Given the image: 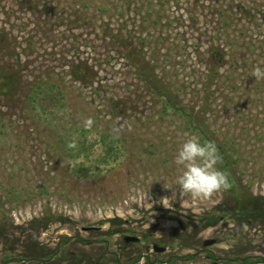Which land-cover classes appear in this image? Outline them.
I'll return each instance as SVG.
<instances>
[{"label":"rangeland","instance_id":"374dc122","mask_svg":"<svg viewBox=\"0 0 264 264\" xmlns=\"http://www.w3.org/2000/svg\"><path fill=\"white\" fill-rule=\"evenodd\" d=\"M257 66L264 0H0V264H264ZM191 135L230 190L180 191Z\"/></svg>","mask_w":264,"mask_h":264},{"label":"clouds","instance_id":"9594fccd","mask_svg":"<svg viewBox=\"0 0 264 264\" xmlns=\"http://www.w3.org/2000/svg\"><path fill=\"white\" fill-rule=\"evenodd\" d=\"M252 76L257 80H264V67L257 66L252 72ZM92 118L83 120L85 129H91L94 125ZM77 147L75 140L67 144V148ZM174 163L183 167V172L178 176L176 184L184 194H189L198 199H209L220 191H228L232 184L229 174L217 167L223 163V158L215 142H201L196 135H191L183 142ZM168 197H164L161 203L167 206Z\"/></svg>","mask_w":264,"mask_h":264},{"label":"water","instance_id":"95a60500","mask_svg":"<svg viewBox=\"0 0 264 264\" xmlns=\"http://www.w3.org/2000/svg\"><path fill=\"white\" fill-rule=\"evenodd\" d=\"M138 238L137 237H133V236H127L126 237V240L127 241H129V240H133V241H135V240H137ZM215 243V240H212V239H210V240H206L205 241V245H211V244H214ZM153 250L154 251H156V252H163V251H165L166 250V248L165 247H160L158 244H154L153 245ZM146 250L147 251H151V246H147L146 247Z\"/></svg>","mask_w":264,"mask_h":264},{"label":"trees","instance_id":"16d2710c","mask_svg":"<svg viewBox=\"0 0 264 264\" xmlns=\"http://www.w3.org/2000/svg\"><path fill=\"white\" fill-rule=\"evenodd\" d=\"M55 97H58V95L55 94ZM83 171V169H79V172L84 173ZM250 263L252 264V261H250Z\"/></svg>","mask_w":264,"mask_h":264}]
</instances>
